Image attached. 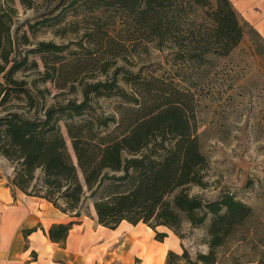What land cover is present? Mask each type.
<instances>
[{
	"label": "trees",
	"instance_id": "obj_1",
	"mask_svg": "<svg viewBox=\"0 0 264 264\" xmlns=\"http://www.w3.org/2000/svg\"><path fill=\"white\" fill-rule=\"evenodd\" d=\"M10 1L0 0L4 111L12 92L25 93L29 105H35L27 81L14 77L23 62L13 48L16 8ZM20 1L31 7L34 0ZM96 5L89 11L92 26L76 41L82 51L64 59L46 57L45 69L39 71L42 81L58 88L75 91L80 85L83 99L61 107L51 103L34 117L0 115V154L16 164L9 182L76 217L83 200L93 198L100 224L115 229L123 220L143 222L160 241L168 231L159 226L183 238L184 220L195 227L211 216L208 251H198L193 258L182 243V252L168 250L166 264H221L217 249L251 215L252 207L229 192L216 200L190 193L192 185L204 184L207 157L197 133V91L186 79L191 66L207 63L210 55H228L240 42L244 31L236 8L231 0H99ZM194 9L203 10L211 25L182 28ZM117 12L123 16L120 23ZM127 28L156 49L165 50L170 40L178 48L150 71L130 70L119 62L128 61L127 40L121 34ZM38 44L37 50L54 55L66 47L51 41ZM94 71L88 76L94 79L84 78ZM94 95L120 98L118 118L89 114ZM74 222L55 223L44 231L65 246ZM35 229L23 231L27 235Z\"/></svg>",
	"mask_w": 264,
	"mask_h": 264
},
{
	"label": "rangeland",
	"instance_id": "obj_2",
	"mask_svg": "<svg viewBox=\"0 0 264 264\" xmlns=\"http://www.w3.org/2000/svg\"><path fill=\"white\" fill-rule=\"evenodd\" d=\"M231 1L243 27L242 39L228 55H210L207 63L191 66L187 71L190 76L186 81L194 83L197 91V133L201 150L207 157L203 171L204 184L192 185L190 193L198 194L205 200H216L229 192L250 205L251 215L234 229L227 243L217 249L219 261L221 264H264V31L260 25L262 22L264 24V4L260 0L255 4H245L243 0ZM98 2L34 0L32 6L28 7L20 0L10 1L16 8L11 30L13 48L16 59L23 62L14 77L27 81L25 87L33 94L35 105H29L25 93L17 95L12 92L13 98L6 104L8 110L4 111L0 106V115L19 112L34 117L51 103L61 107L67 106L70 100L80 102L83 99L80 85L75 91L69 86L58 88L51 81H42L39 71H44L46 57L52 61L82 51L76 41L92 26L93 18L89 11ZM115 15L120 23L123 16L119 12ZM206 23L211 25L212 20L203 10L194 9L190 19L183 20L182 28L195 29L200 25L206 26ZM121 34L127 40L128 61L119 62L133 71L152 70L178 48L170 40L165 50L156 49L151 43L140 41L133 28L124 29ZM41 41L64 44L66 47L59 55H54L37 50ZM94 72H88L84 78L90 79L88 76H94L97 71ZM98 76L103 78L102 75ZM120 101L116 96L94 95L89 114L99 117L114 115L118 118ZM63 130L66 131L64 125ZM15 167V163L0 154V177L10 179ZM37 174H41L40 169ZM78 209L81 213L78 219L93 223L83 228L81 237H92V241L86 246L79 243L71 255V261L79 262L91 250L89 264H149L143 263V257H138L136 253H122L133 242L129 229L106 227L102 231L104 228L97 222L93 198L86 197ZM210 223L211 216L195 227L187 220L183 222L184 237L181 239L193 258L198 251L206 252L209 249ZM152 235L151 239L154 237ZM177 251L182 252V247ZM163 264H166V257ZM176 264L186 263L177 261Z\"/></svg>",
	"mask_w": 264,
	"mask_h": 264
},
{
	"label": "crops",
	"instance_id": "obj_3",
	"mask_svg": "<svg viewBox=\"0 0 264 264\" xmlns=\"http://www.w3.org/2000/svg\"><path fill=\"white\" fill-rule=\"evenodd\" d=\"M256 1L243 0L242 3L255 4ZM260 1L264 4V0ZM260 25L264 31L263 22ZM8 174L11 175L9 171ZM78 217L63 212L44 198L27 195L14 188L7 177H0V264H89L91 250H88L79 262L71 261V255L79 243L86 246L92 241V237L88 239L81 237V234L84 227L93 223ZM72 220L75 222L69 231L65 246L50 239L46 231L52 224ZM98 224L104 231L106 226L99 222ZM119 227L129 229V237L133 238V242L128 247L127 243V250L122 253H136L138 257H143V263L163 264L169 249L177 251L182 247V239L164 226H159L160 230L163 227L168 231V236L163 241L157 240L155 231L143 222L132 224L123 220L116 229ZM28 228L36 229L25 235L23 230ZM152 234L153 239L150 238Z\"/></svg>",
	"mask_w": 264,
	"mask_h": 264
},
{
	"label": "bare ground",
	"instance_id": "obj_4",
	"mask_svg": "<svg viewBox=\"0 0 264 264\" xmlns=\"http://www.w3.org/2000/svg\"><path fill=\"white\" fill-rule=\"evenodd\" d=\"M104 249V248H103Z\"/></svg>",
	"mask_w": 264,
	"mask_h": 264
}]
</instances>
